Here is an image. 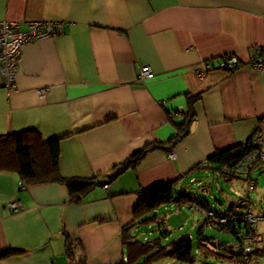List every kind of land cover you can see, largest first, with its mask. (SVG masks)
Returning <instances> with one entry per match:
<instances>
[{"label":"crops","instance_id":"crops-1","mask_svg":"<svg viewBox=\"0 0 264 264\" xmlns=\"http://www.w3.org/2000/svg\"><path fill=\"white\" fill-rule=\"evenodd\" d=\"M3 20L23 30L34 21L64 22V31L24 48L14 88L0 72V137L30 132L59 140L63 177H97L109 188L99 186L76 202L63 184L27 183L18 171L0 170V264H73L67 232L80 243L85 264L125 262L124 239L158 238L144 230L158 221L166 230L156 231L163 245L182 236L193 240L202 224L197 212L203 217L190 204L136 215L142 190L158 184L173 183L178 196L220 211L247 195L246 185L235 182L223 205L208 177L220 175L206 162L258 131L264 137V74L250 66L264 57V0H0ZM230 55L241 62L233 71L221 66ZM204 62L213 69L200 78ZM141 66L154 78L140 80ZM188 95L200 97L189 135L113 178L116 165L179 134L177 125L189 117ZM11 201L24 209L12 212ZM188 220L193 224L185 231ZM176 229L179 238L168 243ZM202 230L192 264L208 260L200 236L216 247L221 242ZM252 263L264 264V257ZM153 264L191 263L166 257Z\"/></svg>","mask_w":264,"mask_h":264},{"label":"trees","instance_id":"trees-1","mask_svg":"<svg viewBox=\"0 0 264 264\" xmlns=\"http://www.w3.org/2000/svg\"><path fill=\"white\" fill-rule=\"evenodd\" d=\"M199 96L188 95L189 117L182 124H178L180 131L177 136L168 142H158L151 144L146 148L136 152L133 156L113 168V178L120 176L129 168L136 169L138 165L146 158V156L154 150L171 151L190 133V125L195 116L194 107L200 100ZM249 142V141H248ZM251 142V141H250ZM245 143L227 150H219L214 153L206 162L207 166L213 167L216 171H220L225 166L234 167L239 164L245 154L248 152V145ZM61 143L59 140L45 142L41 136L22 132L7 137H0V170L18 171L23 181L27 183H60L65 185L76 202L81 201L84 196L95 188L105 185L104 182L95 178H65L61 173L60 167ZM227 180H231L230 178ZM178 204H197L202 208L207 207L206 200L178 194L174 190L173 183L158 184L142 190L140 195V203L136 209L138 217L146 216L159 207L170 203ZM235 206L230 207L228 213L234 211ZM207 210L211 208H206ZM223 213L224 211L215 210ZM242 216V213H237ZM206 226H213L208 223ZM212 227V228H213ZM246 224L242 218L232 219L227 225H222V231L232 233L240 241L239 233L246 230ZM201 235V229L199 231ZM65 235L66 254L73 264H85V256L78 258L77 249L79 247L78 240L74 239L69 232ZM200 236L199 241L204 240ZM202 239V240H201ZM207 240V239H206ZM205 240V241H206ZM127 248V260L120 264H153L166 257L175 258L186 263H195L197 255L194 254V241L188 236H182L170 246L172 252L167 253L168 246L162 244V237H158L148 241L136 240L130 236L124 241ZM231 244H225L228 249L218 252L223 254L229 260H239L251 263L264 257V247L257 248L252 251L250 258L246 261L241 253L232 250ZM235 245V244H234ZM209 251H207L208 253ZM201 264H212L209 261H203Z\"/></svg>","mask_w":264,"mask_h":264},{"label":"built area","instance_id":"built-area-1","mask_svg":"<svg viewBox=\"0 0 264 264\" xmlns=\"http://www.w3.org/2000/svg\"><path fill=\"white\" fill-rule=\"evenodd\" d=\"M63 31L64 22L34 21L28 24L26 30H23L19 22L7 20L0 21V72L5 78L7 86L10 88L15 87L19 63L23 50L28 44L45 38L58 36L62 34ZM221 66L226 68V70L233 71L237 66H241V62L237 56L230 55L223 60ZM250 66L264 74V57L262 55H257L255 59L252 60ZM212 69L213 66L210 62H204L202 69L197 74L200 78H205L208 72ZM138 78L140 80L152 79L154 78V73L149 66H141ZM249 142L245 143V146ZM248 147V152L239 164L234 167L225 166L221 170L223 173H226L229 178L234 177L235 179L247 182L253 190V186L255 187L257 184V180L253 173L256 169L264 167V137L261 131L257 132L254 138L251 139ZM173 154L174 153L170 154L171 157H174ZM226 171H229V173ZM108 187V184L103 185L104 189H107ZM242 205L244 208L236 206L234 211L228 215L214 210H206L202 212L201 215L206 216L208 219L211 218L214 223L210 224L215 226L216 224L225 226L234 218L233 215L242 213V216L245 219L243 222L246 224L247 228L241 232L243 235L241 236L240 241L237 242V246L239 247L243 258L247 260L251 252L254 250L252 246L256 241L261 240V237L256 236L255 238L250 236V231L255 230L258 221L254 212L251 213L245 211V209L251 207L249 202L244 200ZM8 206L12 212H20L24 209L21 201H11ZM201 242L202 245L212 249L210 242ZM236 252L240 253L239 251Z\"/></svg>","mask_w":264,"mask_h":264},{"label":"rangeland","instance_id":"rangeland-1","mask_svg":"<svg viewBox=\"0 0 264 264\" xmlns=\"http://www.w3.org/2000/svg\"><path fill=\"white\" fill-rule=\"evenodd\" d=\"M255 135L256 134H254L250 139H248L244 143H247L248 141H251V139L254 138ZM244 143H242V144H244ZM241 145H239V146H241ZM173 155H174V157H171V155H170V158L174 159L176 157L175 154H173ZM207 168H210V167H207ZM262 169H263V172H262V170L261 171L260 170H255V172L253 173L254 177L257 180V185L255 187L253 186V188H254L253 190H252V188H250V184H248L247 182L242 181L240 179H235L234 177L233 178H230L232 182H225L224 179H226V180L229 179V176H227L226 173H223L222 170L217 171L218 174L220 175L219 177H216L215 178L214 177L215 174H213L212 172H209V176H208L209 179L211 180V183L213 184V188L212 189L210 188V189L213 190V193L215 192L214 195L216 196V198H218L219 200H221L223 202V205H227L226 204V197H227V195L234 192V189L231 186L233 183H235V182H241L242 181L244 183V185H246L245 186L246 189H247L246 191L247 192L250 191V192L247 193V195L246 194L243 195L242 199H243V201L244 200L245 201H248L249 204H250V206H251V207L245 209V211H248V212H251V213L254 212L255 215H256L257 221H258L257 224H256V227H255V230H251L250 233H249V234H251L250 236H252V237H255V238H256V236L257 237H259V236L261 237V240L256 241V243H254V245L252 246L254 250H256L257 248H259V245L263 242V236L261 234L264 233V215L263 214H260V212L263 210V207H264V167ZM226 172L229 173V171H226ZM192 185H190V186H192ZM194 185H196V184H194ZM221 188H222V190H221ZM208 197H211V196L208 195ZM209 201L213 204V206L215 208H217V209H223V208H221V205L219 204V202L216 201V200H214L213 198H212V200L210 198ZM190 205L194 209L198 210L200 213H202V212H204V211L207 210L206 209L207 207L206 208H202V207L198 206L196 203L195 204H190ZM209 210H214V209H209ZM184 212L185 213H189L190 215H192V211H190L189 209H185ZM244 213H246V212H244ZM159 215H161V214H159ZM196 216L201 221V223H202L201 225L202 226L198 224V226L195 228L194 233H193V241H194L195 249L198 248L197 237H199L198 236V233L200 231L199 229L203 228V230H205L206 236L209 237V239H215V240L220 239L221 240L220 244L218 243V246L217 247L210 244V246L212 247V249L207 248L204 245L202 246L205 249V252H206V253L204 252V254H208V260L207 261H209L212 264H231V263H229L230 260H228L223 254H221V253L218 254V252H220L222 250H225V249H228V247H225L224 245L225 244H229V243H233V242L237 241V237L234 236L230 232L222 231L220 229L222 227V225L216 224V226H218L219 228H217V227L216 228H212V227L206 226L208 223H214L211 218L208 219L206 216H203L202 215L203 220H204V222H203V220H201L200 214L198 212H197ZM233 217H234L233 219H237V218L241 219L242 218V221L245 220L243 216H238L237 214L233 215ZM191 224H193L192 221L191 220H188V224L184 226L185 231L190 228ZM163 225L164 224L162 222H160V221L154 222V223L151 224V227L145 225L144 226V230L153 231L152 232L153 233L152 235H154V236H149L150 238L160 237L161 236L160 232H158V234H156V231L161 230L163 233H165L166 230L163 227ZM172 227H174V226L172 225ZM258 230H259V232L261 234H259L257 232ZM179 232L180 231H178L177 229L176 230H173L172 231L173 234H172V236L170 238L171 240H169L168 243H171L172 241H175L176 239H178L179 238V236H178V233ZM146 235H148V234H146ZM242 235H243L242 233H239V236H242ZM202 241H205V240H202ZM206 242H210V241L209 240H206ZM233 244H235V246L234 247H231L232 250L233 251H239L240 252V249L237 246V242L236 243H233ZM169 247H171V246H168V248ZM168 248H167V250H168ZM207 251H209V252L207 253ZM249 258H250V256H249ZM251 263H247V262H243V261H239V260H233V263L232 264H251Z\"/></svg>","mask_w":264,"mask_h":264},{"label":"bare ground","instance_id":"bare-ground-1","mask_svg":"<svg viewBox=\"0 0 264 264\" xmlns=\"http://www.w3.org/2000/svg\"><path fill=\"white\" fill-rule=\"evenodd\" d=\"M242 202H243V199L242 198H240V199H238L237 200V202H235V204H233L231 207H233V206H239V208H244V206L242 205ZM230 210V208H228L227 210H224V212H223V214H226V215H228L229 213H228V211Z\"/></svg>","mask_w":264,"mask_h":264},{"label":"water","instance_id":"water-1","mask_svg":"<svg viewBox=\"0 0 264 264\" xmlns=\"http://www.w3.org/2000/svg\"><path fill=\"white\" fill-rule=\"evenodd\" d=\"M230 246L234 247L235 245L234 244H231ZM172 252V248L169 247L168 250H167V253L170 254Z\"/></svg>","mask_w":264,"mask_h":264}]
</instances>
